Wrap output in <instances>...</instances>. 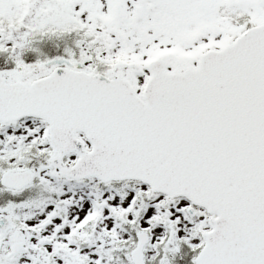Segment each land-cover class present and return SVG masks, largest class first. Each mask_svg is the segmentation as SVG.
Returning a JSON list of instances; mask_svg holds the SVG:
<instances>
[{"label": "snow or ice", "instance_id": "snow-or-ice-1", "mask_svg": "<svg viewBox=\"0 0 264 264\" xmlns=\"http://www.w3.org/2000/svg\"><path fill=\"white\" fill-rule=\"evenodd\" d=\"M0 264H264V0H0Z\"/></svg>", "mask_w": 264, "mask_h": 264}]
</instances>
